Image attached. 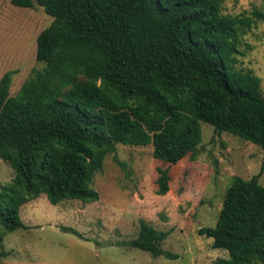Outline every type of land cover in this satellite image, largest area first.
Listing matches in <instances>:
<instances>
[{"label": "trees", "instance_id": "1", "mask_svg": "<svg viewBox=\"0 0 264 264\" xmlns=\"http://www.w3.org/2000/svg\"><path fill=\"white\" fill-rule=\"evenodd\" d=\"M227 0H11L53 17L37 38L35 69L16 95L13 72L0 79V158L15 177L0 188V257L9 232L29 228L21 208L42 194L97 202L93 187L119 144L153 145L157 193L170 190L171 165L197 160L202 123L264 149L262 79L238 68L243 37L264 11L226 13ZM218 172V160H215ZM262 172L234 176L215 226L198 232L228 258L215 264H264ZM65 229L82 234L72 227ZM170 231L142 221L129 245L154 256Z\"/></svg>", "mask_w": 264, "mask_h": 264}, {"label": "rangeland", "instance_id": "2", "mask_svg": "<svg viewBox=\"0 0 264 264\" xmlns=\"http://www.w3.org/2000/svg\"><path fill=\"white\" fill-rule=\"evenodd\" d=\"M225 12L250 14L264 11V0H227ZM53 17L37 2L33 8L0 0V79L13 72L11 94L43 64L37 61V38ZM238 68L252 70L262 79L264 94V21L243 37ZM197 160L190 155L171 165L170 190L157 193V167L170 164L153 155V145L119 144L116 156H107L104 169L94 179L97 202L65 199L53 204L46 194L27 202L21 218L29 227L5 235L0 264H215L228 258L225 249L214 248L213 238L200 235L203 226H215L234 176L250 179L262 172L264 149L233 134L219 133L202 123ZM218 160V172L215 167ZM15 177L11 165L0 158V188ZM170 231L162 247L179 255L169 258L129 245L139 235L141 222ZM72 227L81 235L65 229Z\"/></svg>", "mask_w": 264, "mask_h": 264}]
</instances>
